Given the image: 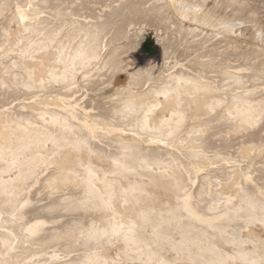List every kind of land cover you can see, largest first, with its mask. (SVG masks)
<instances>
[{
  "label": "bare ground",
  "instance_id": "1",
  "mask_svg": "<svg viewBox=\"0 0 264 264\" xmlns=\"http://www.w3.org/2000/svg\"><path fill=\"white\" fill-rule=\"evenodd\" d=\"M36 1L42 11L56 6V0ZM63 2L57 3L66 9ZM4 12L5 0H0V15ZM30 20L14 16V26L7 27L0 19V37L8 43L14 38L19 45L0 46V55L20 51L15 66L0 63V96L15 89L14 79L19 85H44L50 79L80 74L104 58L108 44L102 36L103 23L89 31L81 23L45 27ZM116 22L115 43L142 32L140 27L134 31L138 23L132 22L131 13ZM31 52L39 55L31 57ZM173 72L163 87L119 95L121 103L115 109L121 125L148 138L137 132H92L64 106L32 105L30 114L17 105L0 110V205L17 211L15 218L4 217L8 224L0 228V253L11 245L21 252L0 255V264H34L27 259L33 246L48 255L53 245L59 246L54 258H44L43 264H264V194L257 183L264 176L243 178L234 171L219 192L195 202L192 193L185 195L191 177L184 170L174 171L176 155L200 164L241 149L255 150L253 156L262 158L257 166H252L256 157L246 160L247 168L264 172V106L251 98L229 105L226 97L201 105L200 99L195 100L199 92L221 86ZM160 97L169 101L172 97L175 108L165 111L167 100ZM204 107L208 111L200 112ZM217 107L229 108L216 114L223 117H218L219 124L194 121L200 115L209 117L210 109ZM98 113L99 118L103 112ZM176 135V153L160 143L146 144L156 139L171 145ZM245 144L249 147H241ZM211 148L219 152L210 156ZM219 208L225 213L207 216ZM71 252L75 254L68 255ZM163 257L164 263L159 261Z\"/></svg>",
  "mask_w": 264,
  "mask_h": 264
},
{
  "label": "rangeland",
  "instance_id": "2",
  "mask_svg": "<svg viewBox=\"0 0 264 264\" xmlns=\"http://www.w3.org/2000/svg\"><path fill=\"white\" fill-rule=\"evenodd\" d=\"M63 1L62 4L66 9L57 3L59 0H56V6L53 5L42 11L35 0H5V12L0 15V19H4L7 27L12 25L14 16H18V18L23 17L27 21L28 19H32L33 22L41 21L45 27L81 23L80 26L89 31L98 30L100 24L103 23L105 28L102 36L104 35V41L108 44L104 49V58L98 59L96 65L80 74H72L68 78L50 79V82L44 85L35 86L31 83H20L19 85L17 84L18 80L14 79L15 89L5 96H0V110L8 105H17L24 114H30L34 110V108H30L32 105L50 109L64 106L68 108V114L75 116V121L83 122L92 132L108 135L136 134L137 130L122 126L123 120L117 117L115 108L121 103L119 102V99L122 98V96L119 98L120 93L131 90L136 92L153 91L159 85L163 87L162 85L169 80V75L173 71H178L177 76H196L202 81L213 83V87L214 85L221 86L217 90L199 92L195 100L200 99L201 105H205L209 100L226 97V104L229 103V105H233L238 99L251 98L253 102H259L264 106V0ZM181 5L192 6L197 11H194L192 7H182ZM178 6L183 8V11ZM127 13H131L132 22L138 23L134 31L140 27L144 33H136L138 36H134L131 38L132 40L122 39L115 43L113 38L117 31L116 21L119 16H124ZM195 13L199 15L196 16ZM203 19L204 21H202ZM4 45H9L10 48L19 47L14 38H11L8 43L4 37H0V46ZM41 52H44V49ZM18 53L6 56L1 52L0 63L5 61L4 66L7 63L15 66L14 64L19 61ZM38 55L39 53L31 52V57ZM105 59H107L106 63H104ZM17 70H21V67H18ZM238 95L240 96L238 97ZM92 97H97L98 100L94 101ZM161 100H167L165 111H172L176 106L172 97L170 101L169 97L161 98ZM208 109L207 107L201 108L200 112H207ZM225 109L229 108L210 109L209 117L200 115V118L194 121L201 125L219 124L218 117H223L221 115L216 117V114ZM76 110H79L80 113ZM100 110L103 113L98 118L95 115L99 114ZM161 110L163 111L159 104V111L162 112ZM105 112L109 114L107 115ZM200 112L195 111V114ZM210 119L212 120L209 121ZM138 136L148 138V135L139 134ZM157 138L162 139L161 137ZM151 142L160 143L174 153L179 152L177 149L179 146L178 135L171 140L173 143L171 145L156 139L147 141L146 144H152ZM241 147L249 146L245 144ZM213 149L215 148H211L208 152L210 156H215L219 152V150ZM226 149L229 150V147L226 146ZM195 150L198 151L200 148H195ZM254 153L255 150L243 153L239 149L238 152L203 161L200 164L189 158L176 155L174 156V165L176 166L174 171L184 170L185 174L191 177L192 184L185 195L192 193L193 200L196 202L200 197H207L214 191L219 192L221 186L228 182L230 173L234 171H240V176L243 178L264 176V172H252L247 168L248 164L245 162L254 157ZM261 158L256 157L252 166H257ZM231 159H236V161H229ZM233 166H243L244 168L234 170ZM46 172L48 170L44 171L41 177ZM203 183L204 186H202ZM257 183H259V191L264 194V178L258 179ZM1 207L0 205V228L2 225L8 224L5 220L6 217L15 218L14 214L17 212L14 209L7 210V208ZM220 209L207 216L225 213ZM25 243L29 245L30 241ZM33 247L34 250L31 251L27 259L32 260L34 264L37 262L43 264L42 261L46 257L54 258L51 255L59 248L58 245L51 246L48 249L50 253L46 255L45 251L38 252V249ZM18 250L20 248H17L16 245H11L2 248L0 255L4 257L13 253L20 256L21 252ZM58 254L60 253L58 252ZM73 254L75 252L68 255ZM164 258L166 257L159 261L164 263Z\"/></svg>",
  "mask_w": 264,
  "mask_h": 264
}]
</instances>
